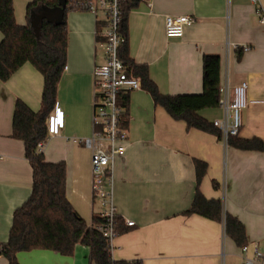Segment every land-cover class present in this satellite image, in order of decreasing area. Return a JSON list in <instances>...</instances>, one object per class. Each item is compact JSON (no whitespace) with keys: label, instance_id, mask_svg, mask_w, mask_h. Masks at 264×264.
<instances>
[{"label":"crops","instance_id":"0c3cea01","mask_svg":"<svg viewBox=\"0 0 264 264\" xmlns=\"http://www.w3.org/2000/svg\"><path fill=\"white\" fill-rule=\"evenodd\" d=\"M27 2L13 0L17 24L27 22ZM260 5L264 12V0ZM257 8L250 0H140L128 15L129 56L147 67L160 93L174 95L201 92L202 57L218 55L220 84L247 83L238 137L264 140V23ZM165 15L194 19L181 37L168 38ZM64 18L66 68L46 118L41 153L46 161L65 162L66 196L89 226L99 204L91 198V153L81 139L92 132V70L104 62L105 21L87 10H67ZM244 44L250 49L242 51ZM42 86L41 73L29 62L0 80V244L32 186L23 141L11 136L14 105L19 99L37 111ZM126 93L125 151L113 161L114 202L125 230L114 237L111 257L142 264H239L254 244L264 255V151L225 148L214 133L172 118L144 88ZM198 113L211 123L222 115L218 106ZM195 159L207 163L199 185L204 196L220 199L224 212L244 224L247 252L228 236L223 239L222 221L184 213L195 193ZM128 220L134 224L128 226ZM16 257L20 264H93L81 244L71 255L32 249ZM0 264H7L1 254Z\"/></svg>","mask_w":264,"mask_h":264},{"label":"trees","instance_id":"16d2710c","mask_svg":"<svg viewBox=\"0 0 264 264\" xmlns=\"http://www.w3.org/2000/svg\"><path fill=\"white\" fill-rule=\"evenodd\" d=\"M26 24H17L13 0H0V80L6 81L25 62L31 63L42 75L43 86L40 106L32 111L25 102L17 99L12 113L11 136L21 139L25 157L32 169L31 192L12 214L8 237L0 252L7 264H20L16 254L32 249H49L62 255H71L75 246L89 248L93 264H142L139 259L114 260L101 232L87 225L73 208L65 192L66 166L64 161H46L42 153L35 151L39 141L47 137L46 118L53 109L59 80L67 54V26L65 12L72 10L67 5L61 22L41 18L35 30L31 21L44 9L55 7L58 0H27ZM140 0H122L119 32L124 40L118 47V55L128 70L140 80L141 87L150 93L155 105H159L172 118L182 120L187 128H196L219 134L211 122L199 115V110L217 106L220 86V57L205 54L202 57V91L199 93L162 94L148 75L145 65L136 64L128 50V15ZM119 94V104L126 106L127 93ZM125 126L124 120L121 123ZM230 146L242 150L264 151V140L253 136H232ZM196 188L190 207L185 214H198L205 218L224 221L226 235L238 247L247 244L244 224L235 216L223 213L220 199L207 198L199 185L207 171V163L194 160ZM93 215L92 223L103 222ZM117 233L125 229L117 217Z\"/></svg>","mask_w":264,"mask_h":264},{"label":"built area","instance_id":"2783aa9c","mask_svg":"<svg viewBox=\"0 0 264 264\" xmlns=\"http://www.w3.org/2000/svg\"><path fill=\"white\" fill-rule=\"evenodd\" d=\"M257 5L259 22L264 23V12L260 0H250ZM122 0H66V5L72 10H87L95 16L101 14L105 25L101 32L104 48V62L97 64L92 70L93 104H92V132L88 137L81 139L84 146L90 149V190L91 198L99 204V215L103 222L91 223L92 227L101 232L106 240V245L113 248V239L117 233V208L114 202V175L113 161L115 156L122 155L125 151L127 130L121 125L124 120L123 109L119 104V94L141 88L140 80L133 75L118 55V47L124 38L119 32L121 21L120 4ZM189 15H165L164 32L166 37H181L184 28L193 22ZM242 51H247L250 46L244 44ZM66 68V66H64ZM247 83L229 85L224 81L219 86L217 106L222 115L212 121L218 130L217 139L226 148L229 138L237 136L241 127V113L247 105ZM47 137L39 141L35 151L41 153ZM78 142V140L76 139ZM223 208V206H222ZM224 213V210H223ZM223 226H224V221ZM128 226L133 221H126ZM223 227V239L226 237ZM0 244V252L3 249ZM242 252H247L248 244L240 247ZM239 264H264V255L257 245L252 246L250 256H243Z\"/></svg>","mask_w":264,"mask_h":264},{"label":"water","instance_id":"95a60500","mask_svg":"<svg viewBox=\"0 0 264 264\" xmlns=\"http://www.w3.org/2000/svg\"><path fill=\"white\" fill-rule=\"evenodd\" d=\"M66 6V0H58V4L55 7L44 9L39 15L35 16L31 21V26L35 29L41 18H47L54 20L55 22H61Z\"/></svg>","mask_w":264,"mask_h":264}]
</instances>
